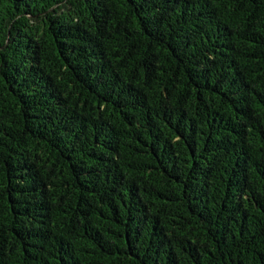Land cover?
<instances>
[{"label": "trees", "instance_id": "obj_1", "mask_svg": "<svg viewBox=\"0 0 264 264\" xmlns=\"http://www.w3.org/2000/svg\"><path fill=\"white\" fill-rule=\"evenodd\" d=\"M0 264H264V0H0Z\"/></svg>", "mask_w": 264, "mask_h": 264}]
</instances>
